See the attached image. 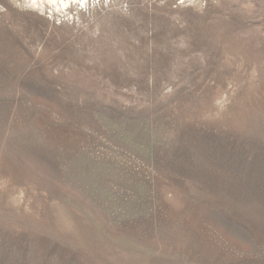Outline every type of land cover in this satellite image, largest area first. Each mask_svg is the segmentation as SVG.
<instances>
[{"label": "rangeland", "instance_id": "374dc122", "mask_svg": "<svg viewBox=\"0 0 264 264\" xmlns=\"http://www.w3.org/2000/svg\"><path fill=\"white\" fill-rule=\"evenodd\" d=\"M0 264H264V0H0Z\"/></svg>", "mask_w": 264, "mask_h": 264}, {"label": "bare ground", "instance_id": "6f19581e", "mask_svg": "<svg viewBox=\"0 0 264 264\" xmlns=\"http://www.w3.org/2000/svg\"><path fill=\"white\" fill-rule=\"evenodd\" d=\"M33 9L43 11L46 6L59 5L66 7L70 0H27Z\"/></svg>", "mask_w": 264, "mask_h": 264}]
</instances>
